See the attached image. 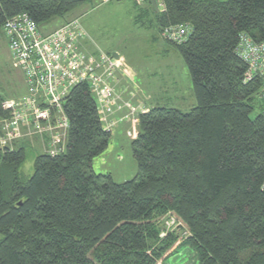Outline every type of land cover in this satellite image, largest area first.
Returning a JSON list of instances; mask_svg holds the SVG:
<instances>
[{
  "label": "trees",
  "instance_id": "1",
  "mask_svg": "<svg viewBox=\"0 0 264 264\" xmlns=\"http://www.w3.org/2000/svg\"><path fill=\"white\" fill-rule=\"evenodd\" d=\"M84 1L0 0V29L22 13L39 27ZM156 1L158 12L148 0L141 10L154 14L159 33L178 24L192 29L173 46L196 106L139 113L131 142L137 173L121 183L94 171L111 132L85 83L65 100L64 149L39 153L30 176L20 171L30 138L0 144V264H161L185 248L198 264H264L261 82H244L236 52L242 33L264 41V0ZM256 100L261 112L252 118ZM172 217L187 231L184 240L165 230Z\"/></svg>",
  "mask_w": 264,
  "mask_h": 264
},
{
  "label": "rangeland",
  "instance_id": "2",
  "mask_svg": "<svg viewBox=\"0 0 264 264\" xmlns=\"http://www.w3.org/2000/svg\"><path fill=\"white\" fill-rule=\"evenodd\" d=\"M141 6L146 7V3L138 4L134 0L107 2L85 0L65 17L41 24L39 29L42 33H51L64 22L76 20L84 35L78 42V52L84 54L86 59L98 57L100 53L112 55V52L118 51L121 57L119 59L122 61L113 76L114 81L117 82V76L123 74L125 78L130 79L128 84L134 85L133 72L128 67L130 66L137 73V84L141 85L140 88L138 87V98L137 95L134 97L138 106L130 109L133 112L135 109L145 110L144 104L146 107L175 108L188 112L196 106L188 68L173 46L176 43L159 33L154 14L144 13ZM128 84L125 92L130 95ZM25 90L26 85L21 70L13 61L7 46V38L0 29V96L7 100H16L23 96ZM132 101L135 103L134 100ZM260 112L261 105L256 100L251 117L254 118ZM139 113L131 121H126L128 118H125L113 127L108 147L103 154L93 160L96 173H109L113 181L117 183L132 179L136 175L137 164L132 156L131 142L140 132L137 119ZM125 115L129 116L130 113ZM24 138H20V142L26 140ZM28 140L30 143L23 144L26 156L20 168L21 173L27 177L33 173L34 158L43 151L31 143L32 139ZM15 144L16 148L18 145ZM170 220L171 218L165 219V225ZM165 230L179 234L180 240L188 236L187 231L177 227L176 224L170 225ZM165 230L162 231L165 232ZM161 264L198 263L193 252L185 248Z\"/></svg>",
  "mask_w": 264,
  "mask_h": 264
},
{
  "label": "built area",
  "instance_id": "3",
  "mask_svg": "<svg viewBox=\"0 0 264 264\" xmlns=\"http://www.w3.org/2000/svg\"><path fill=\"white\" fill-rule=\"evenodd\" d=\"M107 2L109 0H100ZM143 3L145 0H134ZM2 31L7 38L13 61L23 73L27 93L16 100H7L2 108L8 112L4 119L0 144L10 145L22 137L47 135L48 150L55 155L64 149L69 121L65 113V100L74 86L85 83L93 95L97 111L105 113L130 108L128 102L120 103L113 78L121 60L100 53L87 58L78 52V42L84 36L76 20L63 23L51 33H42L27 14L7 18ZM189 25L165 27L162 35L169 41L182 44L191 34ZM237 55L246 64L244 82L260 80L257 98L264 106V41H255L249 35H239ZM83 53V52H82ZM125 115L122 119L130 118ZM111 122L108 126H115ZM25 133V136L23 134ZM175 223L172 217L169 227ZM177 225V224H176ZM164 233H161V236Z\"/></svg>",
  "mask_w": 264,
  "mask_h": 264
},
{
  "label": "crops",
  "instance_id": "4",
  "mask_svg": "<svg viewBox=\"0 0 264 264\" xmlns=\"http://www.w3.org/2000/svg\"><path fill=\"white\" fill-rule=\"evenodd\" d=\"M141 7L145 8V6H141ZM115 52L118 54L119 58H121L120 55H119V52L118 51H115ZM128 67L133 72V74H132L133 75L132 76L133 82L132 83H134V85L131 84V83L128 84L130 79L125 78V76H123V74H119L117 76L118 77L117 82H115L114 79L112 80V78H110L109 80L112 81L110 83L114 84V86L116 87L115 88L116 93L120 96V100H118V101L120 103L129 101L128 103H129L130 107L132 108V107H135V106L137 107L138 106V103L136 102V99H134V97L137 95L136 97L138 98V94H139L138 87L140 88L141 85L139 86L137 84V73H136V71L134 69H132L130 66H128ZM127 84H128L129 90L131 91V92H129L130 95H127L126 92H125L127 90L125 88ZM136 88H137V90H136ZM26 93H27V88H26L25 93L23 94V96ZM132 100H134L135 103H133ZM143 106L145 107V110H143V111H147L149 108H151V107H146L145 104ZM143 111H137V109H135L133 114H132V116H131V119H133V117H135L138 112L141 113ZM98 113L100 115V118H101V121H102V124H103L104 128L105 129L108 128V130H110V132H111L113 127L110 128L108 125L111 122H116V124L114 126V127H116L118 122L120 120H123L122 118L125 116V114L130 113V108H122L121 110H114L112 113H105V112H103L102 110L99 109ZM122 114H124V115H122ZM131 119H127L126 121H131ZM47 137L48 136L45 135V134L42 135V136L38 135V137H36V135L29 136V138L32 139L31 143H33V145L38 146L42 150H48V139H47Z\"/></svg>",
  "mask_w": 264,
  "mask_h": 264
},
{
  "label": "water",
  "instance_id": "5",
  "mask_svg": "<svg viewBox=\"0 0 264 264\" xmlns=\"http://www.w3.org/2000/svg\"><path fill=\"white\" fill-rule=\"evenodd\" d=\"M148 1L151 4V6L155 9V11L158 12L159 11V7H158V4H157V1L156 0H148ZM111 54H112V56L115 59L119 58V56H118V54L116 52H112Z\"/></svg>",
  "mask_w": 264,
  "mask_h": 264
}]
</instances>
